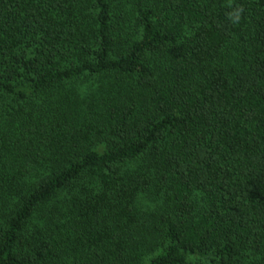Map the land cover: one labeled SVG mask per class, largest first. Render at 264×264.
Masks as SVG:
<instances>
[{
  "label": "trees",
  "instance_id": "16d2710c",
  "mask_svg": "<svg viewBox=\"0 0 264 264\" xmlns=\"http://www.w3.org/2000/svg\"><path fill=\"white\" fill-rule=\"evenodd\" d=\"M0 264H264V0H0Z\"/></svg>",
  "mask_w": 264,
  "mask_h": 264
},
{
  "label": "clouds",
  "instance_id": "9594fccd",
  "mask_svg": "<svg viewBox=\"0 0 264 264\" xmlns=\"http://www.w3.org/2000/svg\"><path fill=\"white\" fill-rule=\"evenodd\" d=\"M232 20L234 23L239 20V12L238 11L232 16Z\"/></svg>",
  "mask_w": 264,
  "mask_h": 264
}]
</instances>
